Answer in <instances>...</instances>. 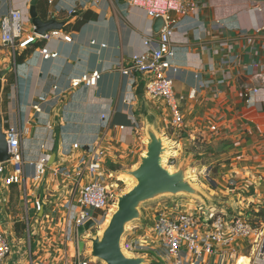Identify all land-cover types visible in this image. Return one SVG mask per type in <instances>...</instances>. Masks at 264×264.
<instances>
[{
	"label": "crops",
	"instance_id": "1",
	"mask_svg": "<svg viewBox=\"0 0 264 264\" xmlns=\"http://www.w3.org/2000/svg\"><path fill=\"white\" fill-rule=\"evenodd\" d=\"M32 1L0 0V20L9 10H19L24 35L31 34ZM191 1L195 9L178 17L171 38L174 92L184 96L179 102L183 127L177 133L161 102L150 100L144 90L136 93L142 77L134 74L133 82L117 70L145 50L144 38L153 32L145 12L125 0H35L38 17L62 23L59 31L71 42L37 40L15 56L0 46L3 129L28 128L20 141L21 182L0 185V223L12 243V253L1 264H72L82 241L72 223L78 188L91 179L85 173L78 186L75 169L81 159L88 160L87 148H97L107 155L101 180L118 185L117 170L134 167L144 150L146 115L172 149L196 159V171H204L205 182L215 187L206 191L215 201L218 196L233 202V211L237 203L255 212L254 206L264 207V0ZM42 48L57 57L43 59ZM93 71L101 75L95 87L70 88L71 79ZM41 96L46 100L35 114L31 105ZM41 153L55 159L36 182L34 163ZM61 167L69 175L59 174ZM228 181L235 183L231 190ZM223 210L232 213L229 205ZM245 213L242 218L251 220ZM145 234L139 225L128 234L146 246L134 254L151 257L153 264H172L173 258L153 251Z\"/></svg>",
	"mask_w": 264,
	"mask_h": 264
},
{
	"label": "built area",
	"instance_id": "2",
	"mask_svg": "<svg viewBox=\"0 0 264 264\" xmlns=\"http://www.w3.org/2000/svg\"><path fill=\"white\" fill-rule=\"evenodd\" d=\"M131 7L143 10L146 17L152 22L161 18L163 26L158 33H151L144 38V51L133 54L126 65L120 64L117 70L126 77L132 78L134 74L142 77L143 90L150 100H157L169 111L170 128L176 133L183 127V116L179 102L184 96H176L174 92V77L176 72L172 60L174 49L171 38L174 33L178 17L184 16L195 9V3L191 0H125ZM24 15L21 11L11 9L0 20V46L6 48L15 56L17 51L26 50L35 41L63 40L71 42L69 35L59 30L37 35L33 32L24 35ZM91 44H95L94 41ZM43 59L56 58V52H49L47 48L40 49ZM100 73L93 71L80 78L70 80V88L95 87L100 79ZM52 89H56L55 86ZM256 91V90H254ZM194 91L188 96H193ZM46 97H39L37 102L31 105L35 114L42 112L41 104ZM105 116H102L104 120ZM120 129H123L121 127ZM214 129V128H213ZM7 142L8 161L0 162V185L10 186L21 182L24 162L20 149L22 136L28 133V128L18 129L8 126L3 129ZM74 149H79L78 144H73ZM88 160L80 161L76 167L74 176L78 182L83 181V176L88 173L91 179L80 184L76 204L78 210L73 217V226L77 230L87 222H94L95 226L101 224L103 219L114 207L116 196L122 192L117 184H106L101 180L99 173L102 164L107 157L106 153L99 149L88 148ZM50 156L41 153L34 163L33 180L39 182L47 172V164ZM61 175H69L65 167L57 169ZM38 207H40L38 205ZM72 211V204L68 205ZM173 209V205L163 204L158 208L150 220V224L144 227L151 236L154 252L173 258L172 264H217L225 259L228 264H234L237 259L236 244L239 241L250 243L253 241V249L250 260L253 264H264V228L258 233V229L251 220L237 217H227L215 212L209 215L201 213L200 209L190 212L188 210ZM93 212L99 211L101 215L95 217ZM123 249L129 254L145 252L146 246L139 245L125 238ZM12 253V243L7 237L4 227L0 223V264ZM154 255V259H158ZM72 264H98L86 260L83 253L77 248Z\"/></svg>",
	"mask_w": 264,
	"mask_h": 264
},
{
	"label": "water",
	"instance_id": "3",
	"mask_svg": "<svg viewBox=\"0 0 264 264\" xmlns=\"http://www.w3.org/2000/svg\"><path fill=\"white\" fill-rule=\"evenodd\" d=\"M28 13L34 34L44 35L46 32L62 28L63 24L54 19L42 20L38 17L35 0L32 1ZM162 26V19H155L152 25L153 33H158ZM3 75L0 74V92ZM136 93L143 94V83L138 86ZM143 138L144 150L138 156V163L134 167L117 170L118 175L124 174L132 178L134 185L116 196L114 210L109 213L108 222L98 227L89 221L78 228V236L82 239L79 242V250L86 260L98 264H153L151 257L128 254L123 249L124 240L132 229L130 226L138 223L147 225L148 215L145 207L166 199H171V204H174L179 198H188L201 204L199 209L204 215H209L217 208L216 201L206 192L207 190L190 177V170H195L196 159L188 152L183 154L172 149L168 141L165 145L163 143L165 137L156 129L149 115L144 117ZM167 151L171 152L167 159L175 160V166L172 168L167 166L166 161L164 162ZM8 159L0 112V162H6ZM54 159L55 155L50 156L47 165L51 166Z\"/></svg>",
	"mask_w": 264,
	"mask_h": 264
},
{
	"label": "rangeland",
	"instance_id": "4",
	"mask_svg": "<svg viewBox=\"0 0 264 264\" xmlns=\"http://www.w3.org/2000/svg\"><path fill=\"white\" fill-rule=\"evenodd\" d=\"M176 157H178V156H176ZM166 164H167L168 167L171 166V168H172V167L175 166V160L174 159H167L166 160ZM196 170H197V168L194 170V175H195L194 180L197 183H199L198 181H200L202 183V185H203L202 188L205 189V190H207V191H210V189H212V190L215 189L214 186L213 187H210L209 184H207L205 182V178L204 177L206 175H205L204 171L202 172L200 170V171L197 172ZM214 173H216V172H214ZM220 176L221 177H224V175H220ZM217 177H215V178H217ZM201 178L203 179V181L200 180ZM118 180H120V182H118V185L120 186L121 191H124V189L127 187L126 184L129 185V183H128L129 180L127 178H125L124 176H118ZM224 181H225V179H224ZM227 184H228L227 187L230 188V190H231L233 188V186H234L235 183H232V182H229L228 181ZM218 189L224 190L223 187H220V185H219V188ZM262 190H264V187L262 188ZM226 192L229 194V191H226ZM214 198L216 199V203H217V207L218 208H214V210L211 211V212H215V210H216L217 212L222 213V214H226L227 216H235L237 218H242V217H245V215H246L245 212L247 211L248 214H251V216H252L250 218L251 219V222L255 225V228L258 229L257 230L258 233L259 232H263V229H261V228L262 227L264 228V207L261 208L262 205H258V206H260V208H258L257 205L254 206L255 207L254 209L257 210L255 212L254 210L252 211V209L250 210L249 208H247L246 205H244V207H243L242 204H238L236 202L237 203L235 205L236 211H233V207H232L233 202H231V203L228 204V203L223 202V200L221 198H219L218 196H215ZM178 200H179L178 202H175L174 204H171V202H170L171 199H166V200H163V201H160L158 203H154V204H151V205L145 207L144 210L146 212V215H148V220L150 218H152L153 213L158 208H160L164 203L165 204L173 205V209L178 208L177 210H179V209L180 210H188L190 212H193V211L197 210L199 208V205H201L199 202H197L195 200H192V199H188V198H179ZM226 205H229L230 206V208L232 209L231 210L232 213H230L228 210H223L224 209V206H226ZM263 206H264V204H263ZM240 208H244L245 211L244 210L243 211L240 210ZM238 210H240V211H238ZM92 213H93V215L95 217L101 215V212H99V211H95V212L92 211ZM104 219L101 222V224L98 225V227H102L103 226V224L105 223ZM147 224H150V221L149 222L147 221ZM135 225L142 226L143 233H146L145 230H144V227L145 226H143L144 223L143 224L142 223H138V224H135ZM130 228H133V226H130ZM145 235H147L146 239H148V237H151L147 233ZM253 243H254L253 241H251L250 243H248L246 241H239V242H237V244L235 246H236V250H237V255H238L237 256V259H238V261L233 262L234 264H242V261L243 260H245V261L246 260H250L251 252H252V249H253V246H254ZM244 264H248V263H244Z\"/></svg>",
	"mask_w": 264,
	"mask_h": 264
},
{
	"label": "bare ground",
	"instance_id": "5",
	"mask_svg": "<svg viewBox=\"0 0 264 264\" xmlns=\"http://www.w3.org/2000/svg\"><path fill=\"white\" fill-rule=\"evenodd\" d=\"M163 143L165 144V145H167L168 144V142H167V138L165 139V138H163ZM174 143V142H173ZM176 145V144H175ZM175 148V147H174ZM177 148V147H176ZM171 154V152L170 151H167V153H166V155L164 156V162L166 161V159L168 158V156ZM171 167V166H170ZM119 176H124L125 178H127L129 181H128V183H129V185H127L126 183V188L124 189V191H127V190H129L133 185H134V180L132 179V178H130V177H128L127 175H119ZM190 177L191 178H195V175H194V170H190ZM121 179V178H120ZM112 210H114V207L110 210V212H112ZM109 212V213H110ZM109 215L110 214H108L106 217H105V219H104V221H105V223L103 224V226L108 222V219H109ZM129 254V253H128ZM236 261H238V259H236ZM247 261V262H246ZM243 260V262L244 263H248V264H253V263H251V260Z\"/></svg>",
	"mask_w": 264,
	"mask_h": 264
},
{
	"label": "trees",
	"instance_id": "6",
	"mask_svg": "<svg viewBox=\"0 0 264 264\" xmlns=\"http://www.w3.org/2000/svg\"><path fill=\"white\" fill-rule=\"evenodd\" d=\"M37 2V1H36ZM41 2H38V6H39V4H40ZM41 18V17H40ZM42 19V18H41ZM43 20V19H42ZM88 149V148H87Z\"/></svg>",
	"mask_w": 264,
	"mask_h": 264
}]
</instances>
